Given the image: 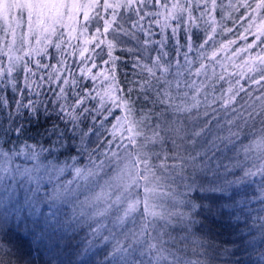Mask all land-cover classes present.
<instances>
[{"label": "snow or ice", "instance_id": "1", "mask_svg": "<svg viewBox=\"0 0 264 264\" xmlns=\"http://www.w3.org/2000/svg\"><path fill=\"white\" fill-rule=\"evenodd\" d=\"M226 7L253 36L233 57L260 48L238 72L218 57L236 43L216 39ZM0 32V264H264V0H0ZM33 52L57 62L50 98L20 85ZM22 153L52 159L10 169Z\"/></svg>", "mask_w": 264, "mask_h": 264}, {"label": "trees", "instance_id": "2", "mask_svg": "<svg viewBox=\"0 0 264 264\" xmlns=\"http://www.w3.org/2000/svg\"><path fill=\"white\" fill-rule=\"evenodd\" d=\"M232 2L235 3V0H232ZM222 3L226 6V5H228L229 0H222ZM147 10L148 11H156L157 9L152 8L151 5H149V8ZM161 11H163V10L161 9ZM230 12H231V10L226 7L225 8V12H224V15H225L224 26H226L228 28H232V33L229 34V33L225 32L224 35H223V37H221L220 35H217L216 36V39L218 41H222L224 43H226L228 40H235L236 43L234 45H232L230 48H228L227 51L219 52L218 53V57L220 58L221 62L224 63L225 66L228 68V71L229 72H238L240 69L237 68V67H235L234 65H241V64H243V62L245 60H248L249 59V56L256 55L260 51V48L259 47H256L255 45H253V50L251 52H248V51L239 52V53H237L233 57V53L236 52L237 49H239V48H246L247 47V44L252 43L253 36L248 35L247 33L244 32V28L247 27V24L246 23L243 25V27L240 26V23L241 22H238L236 25H233L231 23V21L228 19V15H229ZM195 15L198 16L199 13L197 12V13H195ZM232 15H233V18H235V16H237L238 14L233 13ZM213 16L219 22V19H220L219 15L216 14V13H213ZM202 27H203V25H202ZM92 30L94 31V29H92ZM153 30L156 31V32H159L158 26L155 27ZM253 32H255V29H253ZM238 36H247V40L239 39ZM2 37H3V33L0 32V49H3L6 52L7 51V48H5V46H4V41H3ZM155 38L158 39L159 36H156ZM28 39L31 41V47H33V48L37 47L36 46L35 38L28 37ZM9 40H11V36H9ZM71 43L72 44H76L77 41L74 40V41H71ZM19 46L20 45L17 42L16 47L19 48ZM28 47H29V45L26 44L25 45V50L26 51H27ZM15 54L16 55H23V53H20V52H17ZM115 54L116 55H119L120 54V49L119 48L116 50V53ZM229 57H231L232 59L229 60L228 59ZM25 59H28V57H25ZM31 59H32L33 63H32V65H30V67L32 68V72L34 74H28V73L20 72L19 82H20L21 87H24V76L25 75H29L30 80L33 82V89H36V83L37 82L43 83V81H41L40 78L46 76L47 73L52 72L53 71V68H55L57 66V62H56V60L52 59L51 56H44L43 59H42V61H41V64L42 65L51 64L52 65V68H44L42 66L39 67V68H37V66L35 64V61L37 59H39V57L36 56L35 52L32 53ZM78 59H79L78 56L77 57H69L68 58V63L71 64V65H73V68L76 70L77 75H79V72H78V69H76V66H75L74 61H78ZM105 59H107L106 56H105ZM97 63L100 64V61L97 60ZM7 65H8L7 57H4L3 58V66L4 67H7ZM101 67H105V66L101 64ZM99 70H100L99 68L94 69V71H99ZM215 70H216L217 73H219V72L222 71V69L220 68L219 65H216L215 66ZM17 71H20L19 67L17 68ZM125 71L130 72L131 71L130 66L126 68L123 65H121L119 67V70H118V75L121 74V73H123V72H125ZM62 74L63 75H67V73H62ZM209 74H211V67H209ZM15 75H16V73H13V76H15ZM193 78L195 79V77H193ZM102 80H103V78H100V80H98V81L95 82L96 89L93 90V92H92V95L93 96L96 95V90H101L102 91V89H101ZM81 85L82 86H87L88 88H92L93 87V82L91 80H89V79H85V80H82L81 81ZM227 86H228L227 84L224 85L225 88H227ZM0 87H2V85H0ZM48 87H49V85H47L46 83H43V87L40 88V89H37L38 91H40L41 93H43V95H41L39 97V99L43 100V99H45V96H47L49 98L52 96V93L48 91ZM77 90H79V89H77ZM3 94L5 96H10V94H11V86H9L4 91ZM24 95H25V93H21L19 91L15 93L16 99H21L22 96H24ZM257 95H259V93H257ZM29 98L34 99V100L35 99H38V97L35 95V92H33V94ZM24 102L26 103L27 101L25 100ZM93 103L98 104L99 101L97 100V101H94ZM87 106H92V105L89 104ZM48 107H51V105H48ZM114 111L116 112V115L117 116H119V115L122 114L121 111H117L115 109H114ZM6 116H7V111H5L3 114H0V120H4L6 118ZM55 118H56L55 117V114H52L51 115V119H55ZM107 118L110 120V123L107 125V127L109 129H111V124L112 123H115V119L112 118V117H107ZM47 119L48 118H45V116L41 115L39 121L37 122V124L29 125V127L34 129L37 126H43V125H45ZM14 140H15V138L13 137V141ZM117 142H119V141H117ZM28 143L29 144H32L33 141H28ZM45 146H47V145H45ZM19 147H22V145L17 146V148L14 149V151L15 150H19ZM4 150L7 151L8 148L5 147ZM19 156L27 157V154L26 153H22ZM51 159H52L51 157H48V159L45 160L43 157H41V159L39 161H37V162L39 164H42V165H47L48 162H49V160H51ZM63 162H64V158L63 157H60L58 163H63ZM68 163H71V161H68ZM253 180H258V179L253 178ZM255 187L256 186L253 185V188H255ZM253 206L254 207L256 206V202L255 201L253 202ZM253 215H255V213H253ZM80 236H84V232H81L80 233Z\"/></svg>", "mask_w": 264, "mask_h": 264}, {"label": "rangeland", "instance_id": "3", "mask_svg": "<svg viewBox=\"0 0 264 264\" xmlns=\"http://www.w3.org/2000/svg\"><path fill=\"white\" fill-rule=\"evenodd\" d=\"M74 41V40H72ZM125 135H127V133H125ZM125 143H127V141H125ZM19 165L21 168H33V166H37L39 167L42 164H39L37 161L35 160H31L27 157H23V156H14L12 163L9 165L10 169H15V167ZM71 172V170H65L63 176L60 178L62 181H66V180H70L72 179V176L69 174ZM39 175L42 177L41 179V185H42V189L41 192L39 193L40 196H45V189L47 190L48 195H51L52 189L54 187V185L56 184V180L53 179L51 182L49 181L48 177L46 175H44L43 172V168H41ZM0 176L3 177H8V174L3 172L2 169H0ZM259 180V177H253ZM252 178V179H253ZM21 180H26V178H18ZM0 183H3L2 180H0ZM31 187H35V183H31L30 185ZM23 196V193H21V198ZM58 207H60L62 209V211H66L70 214L71 212V206L70 205H63L62 203H58L57 205ZM42 210L44 212L48 211V207L46 205H42Z\"/></svg>", "mask_w": 264, "mask_h": 264}]
</instances>
